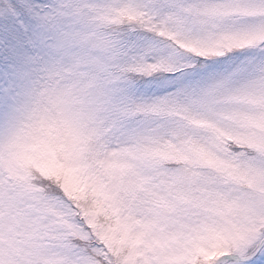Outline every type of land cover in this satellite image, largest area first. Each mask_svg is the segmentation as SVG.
<instances>
[{"label":"snow or ice","instance_id":"obj_1","mask_svg":"<svg viewBox=\"0 0 264 264\" xmlns=\"http://www.w3.org/2000/svg\"><path fill=\"white\" fill-rule=\"evenodd\" d=\"M0 264H264V0H0Z\"/></svg>","mask_w":264,"mask_h":264}]
</instances>
